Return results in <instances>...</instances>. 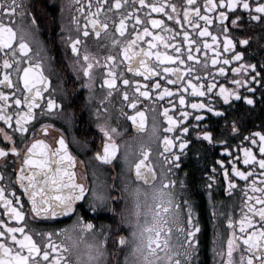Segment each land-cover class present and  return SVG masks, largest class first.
Listing matches in <instances>:
<instances>
[{
  "label": "flooded vegetation",
  "instance_id": "1",
  "mask_svg": "<svg viewBox=\"0 0 264 264\" xmlns=\"http://www.w3.org/2000/svg\"><path fill=\"white\" fill-rule=\"evenodd\" d=\"M264 264V0H0V264Z\"/></svg>",
  "mask_w": 264,
  "mask_h": 264
},
{
  "label": "rangeland",
  "instance_id": "2",
  "mask_svg": "<svg viewBox=\"0 0 264 264\" xmlns=\"http://www.w3.org/2000/svg\"><path fill=\"white\" fill-rule=\"evenodd\" d=\"M131 264H142V263L139 260H137V261L134 260V261L131 262Z\"/></svg>",
  "mask_w": 264,
  "mask_h": 264
}]
</instances>
